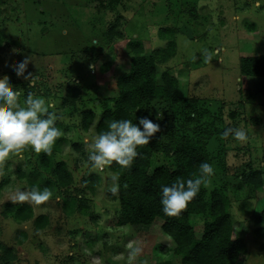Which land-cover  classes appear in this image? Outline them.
Here are the masks:
<instances>
[{
  "label": "rangeland",
  "instance_id": "obj_1",
  "mask_svg": "<svg viewBox=\"0 0 264 264\" xmlns=\"http://www.w3.org/2000/svg\"><path fill=\"white\" fill-rule=\"evenodd\" d=\"M186 7L198 17L179 12ZM172 28L176 35L170 37L165 30ZM111 29L118 36L109 39ZM172 39L174 49L168 45ZM130 41L142 44L143 55L165 54L156 81L160 84L167 70L178 80L180 96L175 121L144 102L133 122L151 112L154 122L168 130L174 125L193 139L217 133L206 142L215 174L205 187L227 189L232 235L247 246L242 264H264V235L255 233L264 210V172L256 190L238 179L264 166V79L241 76L238 64L240 57L264 54V5L255 8L254 0H0V78H10L21 103L28 92L53 101L62 116L56 126L63 132L50 156L26 150L23 160L10 157L4 166L0 246L13 250L10 264H180L161 220L147 227L118 224V194L107 191L109 175L116 172L110 167L97 172L85 163L89 149L83 138L98 134L104 110L118 96L117 80L129 71ZM205 49L213 54L211 63L200 55ZM24 56L33 59L26 69L38 77L33 87L12 71ZM185 98L197 100L189 111ZM186 112L193 117L182 129ZM232 126L247 131L246 142L221 136ZM161 133L149 143L166 144ZM170 161L161 148L154 149L148 174ZM33 186L48 187L53 196L39 206L10 200L17 187ZM25 215L29 218L23 220ZM200 217L191 218L195 231L202 229ZM130 245L142 248L131 260Z\"/></svg>",
  "mask_w": 264,
  "mask_h": 264
},
{
  "label": "trees",
  "instance_id": "obj_2",
  "mask_svg": "<svg viewBox=\"0 0 264 264\" xmlns=\"http://www.w3.org/2000/svg\"><path fill=\"white\" fill-rule=\"evenodd\" d=\"M181 9L180 13L188 10L189 16L194 19L198 17L193 8ZM165 31L170 37L176 35L174 28ZM108 35V38L112 39L114 35L118 36V32L111 29ZM168 45L169 48L174 49V39L170 40ZM126 48L129 55V71L117 80L118 96L114 98L112 107L104 110L97 124L98 134L107 130V123L112 119L132 120L135 110L144 102L147 103L146 105L156 107L158 112L161 109L160 113L170 115L169 119L175 121L180 99L178 80L164 70L160 74L161 83L158 84L156 81L157 68L166 59L165 54L162 58L154 54L143 55L142 44L136 41H130ZM170 55L171 53H168L167 56ZM238 64L241 76L264 79V54L240 57ZM195 99H183L188 102L185 106L188 111L197 102ZM208 104L211 107L215 106L213 101H208ZM192 113H194L193 109ZM85 115L89 119L92 116L91 113ZM184 116L185 123L180 126H183L182 129H187L188 122L193 116L187 112ZM85 122L88 124V120ZM174 127L172 125L168 130L160 125L161 136L166 139V144H158L154 140L147 146L138 147L141 155L134 160L130 169H121L115 162L110 166L112 171L120 174L118 224L147 227L156 220H161L162 230L173 239V253L180 264H242L247 254V246L243 238H234L232 235L231 201L225 187H215L209 191L202 186L198 195L179 217L165 216L161 211L159 186L171 184L177 177L194 178L202 161L210 163L206 142L210 139V135H217L215 131L213 133L210 131L208 135H200V139H193L187 134L176 131ZM157 148H161L171 161L166 166L156 167L151 174H148L152 153ZM60 166L62 165H57V168ZM263 172L264 166H261L257 171L243 173L238 179L256 190L262 185ZM197 216H201L200 231H195L192 227L191 218ZM28 218L27 215L22 216L23 220ZM256 226L255 233L260 231L264 235V210L257 217ZM0 248V263L10 264L16 257L13 250L5 246Z\"/></svg>",
  "mask_w": 264,
  "mask_h": 264
},
{
  "label": "clouds",
  "instance_id": "obj_3",
  "mask_svg": "<svg viewBox=\"0 0 264 264\" xmlns=\"http://www.w3.org/2000/svg\"><path fill=\"white\" fill-rule=\"evenodd\" d=\"M264 0H254V7L261 8ZM204 63H211L213 54L207 49L200 53ZM196 58L195 56L193 57ZM33 59L31 56L17 62L12 71L17 77L27 81L29 87L37 83L38 77L26 69ZM21 92L13 86L10 78L5 75L0 78V177L5 174V164L10 157L24 159L26 150L37 155L52 154L53 145L63 135L56 126V121L62 119L60 110L51 100L34 96L31 92L20 102ZM151 112L145 116H135L138 123L131 119H112L107 123V130L97 135L83 138L88 146L86 166L97 172H103L115 162L121 169H130L134 160L141 155L138 147L148 145L154 135L160 131V124L150 119ZM157 120L160 119L159 113ZM225 139L246 142L248 133L241 127H225L221 133ZM214 169L207 161L199 164L198 174L194 178L177 177L171 184H161L159 197L161 211L165 216L179 217L189 203L198 195L202 186H207L214 176ZM120 174L110 173V183L107 191L117 195L120 191ZM53 196L48 187L40 189L36 186L15 189L10 197L13 203H24L39 206ZM59 199V197H56ZM142 252L139 245L131 246L129 258L134 259Z\"/></svg>",
  "mask_w": 264,
  "mask_h": 264
}]
</instances>
